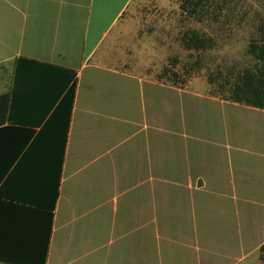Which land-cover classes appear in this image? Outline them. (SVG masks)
<instances>
[{"label":"crops","instance_id":"obj_1","mask_svg":"<svg viewBox=\"0 0 264 264\" xmlns=\"http://www.w3.org/2000/svg\"><path fill=\"white\" fill-rule=\"evenodd\" d=\"M132 1L0 0V96L52 69L0 127V264L264 263V111L126 69Z\"/></svg>","mask_w":264,"mask_h":264},{"label":"rangeland","instance_id":"obj_2","mask_svg":"<svg viewBox=\"0 0 264 264\" xmlns=\"http://www.w3.org/2000/svg\"><path fill=\"white\" fill-rule=\"evenodd\" d=\"M180 2L132 1L122 16L127 23L113 32L111 44L125 51L130 71L138 68L201 97L227 101L230 86L254 65L248 46L264 22V0H208L193 15L184 14ZM190 31L207 38L209 46L185 49L180 37Z\"/></svg>","mask_w":264,"mask_h":264},{"label":"trees","instance_id":"obj_3","mask_svg":"<svg viewBox=\"0 0 264 264\" xmlns=\"http://www.w3.org/2000/svg\"><path fill=\"white\" fill-rule=\"evenodd\" d=\"M208 0H182L179 8L186 15H193L202 3ZM182 45L187 50H204L209 46V40L195 31H190L181 35ZM248 53L254 62V65L246 69L237 80L230 86L227 101L237 104H244L258 110L264 111V22L259 24L257 29V39L252 40L248 46ZM52 71L49 67L34 62L18 60L16 62L13 88L9 94L0 96V127H2L11 118L13 112V102L17 97L19 90H24L31 94L30 86L33 85L30 76L32 73L37 74L42 80L47 82V72ZM46 75V76H45ZM56 81L57 92L55 99H60L53 108V118H58L60 122L64 120L65 128L63 129V138L70 118L72 102L75 94V84L71 80L68 72L57 73L54 76ZM62 91V93H60ZM48 96V93H47ZM51 99V94L49 95ZM51 102V100H50ZM52 104V103H50ZM54 199L57 197V191L54 193ZM261 262H264V246L260 249ZM264 264V263H262Z\"/></svg>","mask_w":264,"mask_h":264}]
</instances>
